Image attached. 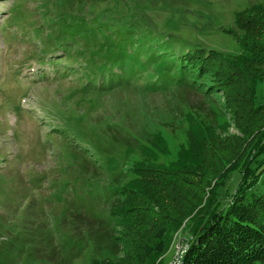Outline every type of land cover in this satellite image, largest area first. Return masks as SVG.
<instances>
[{
  "label": "rangeland",
  "instance_id": "374dc122",
  "mask_svg": "<svg viewBox=\"0 0 264 264\" xmlns=\"http://www.w3.org/2000/svg\"><path fill=\"white\" fill-rule=\"evenodd\" d=\"M262 4L264 0H0V264L120 259L109 210L119 208L117 195L130 182L138 159L146 161L145 148L155 142L164 155L151 156L161 167L172 170L179 156L198 163L176 184L180 191H197L202 205L197 210L215 196L229 203L241 183L252 181L253 173L247 179L241 173L250 150L264 143V125L258 124L264 112L250 114L235 95L253 93L252 82L235 78L233 84H219L216 72L206 82L211 91L189 79L166 83L163 91L146 90L142 85L152 73L143 71L140 81L139 68L137 72L125 62L133 87L87 91L97 57H82L84 66L71 73L61 58L49 59L53 23H68L58 27L72 44L85 36L84 30L104 23L111 32H130L127 43L139 51L147 45L178 59L204 48L234 59L244 53L242 44L254 43L241 40L236 16L248 20L249 11ZM259 67L264 74V65ZM155 68L159 72L160 65ZM254 96L255 108L264 104V82ZM197 138L212 139L218 156L208 155ZM249 166L259 185L264 153ZM186 222L170 237L161 264L180 263L189 241Z\"/></svg>",
  "mask_w": 264,
  "mask_h": 264
},
{
  "label": "trees",
  "instance_id": "16d2710c",
  "mask_svg": "<svg viewBox=\"0 0 264 264\" xmlns=\"http://www.w3.org/2000/svg\"><path fill=\"white\" fill-rule=\"evenodd\" d=\"M249 12L252 18L245 20L242 15L236 16L235 26L244 33L241 40L252 39L254 43L249 41L252 47L250 44H242L244 53L234 59L230 58L234 56L204 48L188 51L178 59L167 57L170 55L167 52L163 53L160 48L153 49L147 45L144 51H139L135 44L127 43L126 36L130 32H111L103 22L99 27L95 24L98 34L93 32L95 29L84 30L85 36H80V41L72 44L65 29L58 27L59 23L63 28L69 27L65 21L53 23L56 36L48 41L50 55L47 57L61 58L69 73L81 68L82 57H97L98 62L89 72L90 78L85 88L100 94L115 91L120 86H132L134 79L127 75L125 62L131 64L135 71L139 68L141 73L136 79L140 81L142 72L149 70L152 77L141 85L146 90L154 91H163L166 83L169 86L178 85L188 79L198 87L204 86L217 72L215 82L219 84H233L231 82L235 78L249 84L252 82L253 93L249 89L247 94L237 92L235 95L240 103L247 105L250 114L258 115L264 112V104L254 107L257 85L264 82V74L259 70V66L264 65V5ZM136 57L139 61L144 57L148 59L140 64L135 61ZM253 64L258 67H253ZM157 65H160L159 72L155 71ZM206 85L210 90L209 84ZM258 124L264 125L262 117ZM262 138L259 136L258 140ZM197 140L202 148H207L208 155L218 156V146L212 139ZM155 144L147 146L143 151L147 154L145 162L140 153L141 157L131 170L130 182L117 195L121 196L119 208L114 205L109 210L115 223L113 227L117 236L114 239L121 247V258L101 264H161L159 260L165 257L170 247V237L179 230L185 219L188 220L189 241L181 257V264H264V177L261 179V187L257 189L260 185L257 183L259 177L251 172L249 166L260 152L264 153V143L262 147L250 150V159L245 164V170L240 172L244 179L250 178L253 173L252 181L241 183L229 203H222L215 196V199H210L199 209L200 212L197 208L202 205L195 194L197 191L193 189L196 186L189 192L180 191L176 185L181 182L179 177L183 178L195 171L198 163L192 157L182 159L179 156L172 170L161 167L156 156H151V153L164 155L159 144ZM185 167H190V170ZM186 185L189 187L190 184ZM249 188L253 190L250 192ZM193 214L198 218L192 217Z\"/></svg>",
  "mask_w": 264,
  "mask_h": 264
},
{
  "label": "water",
  "instance_id": "95a60500",
  "mask_svg": "<svg viewBox=\"0 0 264 264\" xmlns=\"http://www.w3.org/2000/svg\"><path fill=\"white\" fill-rule=\"evenodd\" d=\"M181 264V263H180Z\"/></svg>",
  "mask_w": 264,
  "mask_h": 264
}]
</instances>
